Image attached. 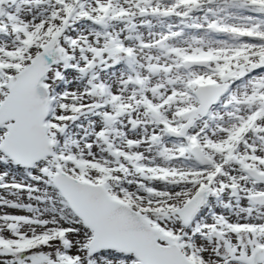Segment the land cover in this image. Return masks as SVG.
Instances as JSON below:
<instances>
[{"label":"snow or ice","instance_id":"obj_1","mask_svg":"<svg viewBox=\"0 0 264 264\" xmlns=\"http://www.w3.org/2000/svg\"><path fill=\"white\" fill-rule=\"evenodd\" d=\"M0 264H264V0H0Z\"/></svg>","mask_w":264,"mask_h":264}]
</instances>
